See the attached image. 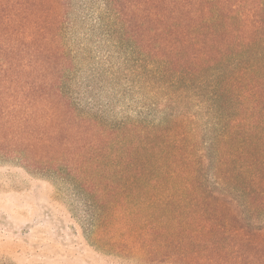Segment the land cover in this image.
I'll return each mask as SVG.
<instances>
[{"label":"trees","instance_id":"trees-1","mask_svg":"<svg viewBox=\"0 0 264 264\" xmlns=\"http://www.w3.org/2000/svg\"><path fill=\"white\" fill-rule=\"evenodd\" d=\"M5 158L68 181L109 254L264 264V0H0Z\"/></svg>","mask_w":264,"mask_h":264},{"label":"rangeland","instance_id":"rangeland-1","mask_svg":"<svg viewBox=\"0 0 264 264\" xmlns=\"http://www.w3.org/2000/svg\"><path fill=\"white\" fill-rule=\"evenodd\" d=\"M105 49L94 43L92 54L101 56ZM121 55H113L115 74L103 83L100 102L129 86L120 68ZM79 67L85 75L89 65L82 61ZM143 94L140 91L135 99L127 94L117 102L115 113L135 116L139 101L149 98ZM89 222L82 199L68 181L15 159H0V264H138L94 245Z\"/></svg>","mask_w":264,"mask_h":264}]
</instances>
